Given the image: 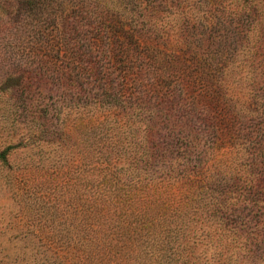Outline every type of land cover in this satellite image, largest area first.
<instances>
[{
	"label": "rangeland",
	"instance_id": "1",
	"mask_svg": "<svg viewBox=\"0 0 264 264\" xmlns=\"http://www.w3.org/2000/svg\"><path fill=\"white\" fill-rule=\"evenodd\" d=\"M57 1L0 0V151L26 143L12 150L6 163L0 162V264H93L88 258L91 246L76 242L84 232L85 215L76 207L90 179V134L78 126L75 111L67 108L57 117L51 110L68 104L61 96L60 76L67 59L56 58L61 26L53 24L55 28L44 18L47 5ZM252 3L257 20L242 25L192 23L190 19L203 17L204 11L183 12L164 4L150 9L141 33L163 51L162 58L150 67L143 64L140 74L132 75L124 98L128 113L138 105L171 111L163 124L170 125L173 116L182 113H192L198 121L206 118L193 129L197 146L190 148L189 156L196 160L180 159L179 164L193 169L208 156L206 166L241 178L236 191L253 207L242 214L251 224H199L197 233H208L211 239L197 245L198 252L207 253L203 262L220 243L219 236L230 239L235 231L264 230V0ZM88 36L82 27L81 38L91 40ZM221 75L227 77L233 110L219 89ZM45 105L50 130L41 138V122L24 106ZM52 129L63 131L59 135ZM216 138L227 153L209 151ZM250 167L255 183L245 191L240 182ZM238 249L236 264H248L240 244Z\"/></svg>",
	"mask_w": 264,
	"mask_h": 264
},
{
	"label": "trees",
	"instance_id": "2",
	"mask_svg": "<svg viewBox=\"0 0 264 264\" xmlns=\"http://www.w3.org/2000/svg\"><path fill=\"white\" fill-rule=\"evenodd\" d=\"M160 4L181 7L183 12L204 11L203 17L190 19L196 24L201 20L253 24L258 15L252 0H59L47 5L45 21L61 26L56 58L67 59L60 76L64 84L61 96L67 97L68 104L51 110L57 117L67 108L69 113L75 111L78 126L87 129L91 139L87 193H79L83 201L76 207L85 215L81 219L84 232L76 242L91 246L88 258L93 264H236L238 244L248 264H264V230L235 231L230 239L219 236L220 243L204 262L207 253L197 251L204 239L211 241L208 233H197L199 224H251L252 219L242 214L253 208L237 195L241 178L206 166L208 156L193 169L179 164L180 159L196 160L189 156L193 153L190 148L197 146L193 129L207 119L198 121L192 113L175 114L168 125L163 122L170 119L169 110L138 105L127 112L124 98L129 79L140 74L143 64L150 67L162 58L163 51L144 38L140 28L147 12ZM95 10H99L98 21ZM82 27L91 40L81 38ZM227 84V77L221 75L223 88L219 89L224 90L225 104L233 110ZM24 110L41 122L42 138L50 130L47 105L24 106ZM52 130L59 135L63 131ZM217 140L209 151L227 153ZM23 145L26 143L2 149L0 162L6 163L10 152ZM251 168L240 182L245 191L254 187Z\"/></svg>",
	"mask_w": 264,
	"mask_h": 264
}]
</instances>
